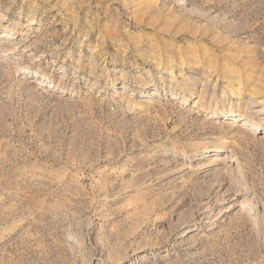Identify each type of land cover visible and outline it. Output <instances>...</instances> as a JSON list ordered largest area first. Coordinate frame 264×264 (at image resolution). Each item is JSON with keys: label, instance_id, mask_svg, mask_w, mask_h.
Masks as SVG:
<instances>
[{"label": "rangeland", "instance_id": "374dc122", "mask_svg": "<svg viewBox=\"0 0 264 264\" xmlns=\"http://www.w3.org/2000/svg\"><path fill=\"white\" fill-rule=\"evenodd\" d=\"M254 96L264 0H0V264H264Z\"/></svg>", "mask_w": 264, "mask_h": 264}, {"label": "bare ground", "instance_id": "6f19581e", "mask_svg": "<svg viewBox=\"0 0 264 264\" xmlns=\"http://www.w3.org/2000/svg\"><path fill=\"white\" fill-rule=\"evenodd\" d=\"M31 22H32V20H31ZM254 97H255V96H254ZM255 98H256V97H255ZM259 98H260V97H259ZM183 100H185V99H183ZM256 101L258 102L257 104H258V105H261L262 107H261L259 110H256L255 113H257V114H261V113L264 112V99H263V98H262V99H257V98H256ZM184 102H185V101H184ZM252 105H253V104H252ZM212 112H213V114H219V115H222V114L224 115V114H226L224 109H222V110H221V109H219V110H217V109H213ZM226 116H228V118L236 117V116H237V114H236V110L230 111L229 113L226 114ZM252 126H254L253 123H251V122H245V123H244V126H242V128H244V129H249V128L252 127ZM214 158H217V157L215 156ZM214 160L217 161V159H214ZM237 170H240V169H237ZM251 198H255V199H257V200H260V199H259V196H258L256 193H254V192H253V195H252ZM71 241L74 242L75 239L72 238Z\"/></svg>", "mask_w": 264, "mask_h": 264}]
</instances>
